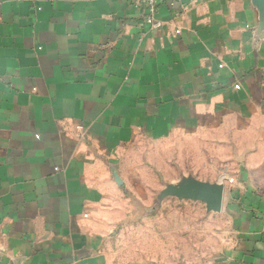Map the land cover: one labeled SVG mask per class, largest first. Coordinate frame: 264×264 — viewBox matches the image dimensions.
<instances>
[{
    "label": "crops",
    "instance_id": "crops-1",
    "mask_svg": "<svg viewBox=\"0 0 264 264\" xmlns=\"http://www.w3.org/2000/svg\"><path fill=\"white\" fill-rule=\"evenodd\" d=\"M148 18L0 0V264H264V0Z\"/></svg>",
    "mask_w": 264,
    "mask_h": 264
},
{
    "label": "water",
    "instance_id": "water-1",
    "mask_svg": "<svg viewBox=\"0 0 264 264\" xmlns=\"http://www.w3.org/2000/svg\"><path fill=\"white\" fill-rule=\"evenodd\" d=\"M192 184L202 186L203 189L199 191H193L191 189ZM185 186L187 187V190L189 191L191 197L201 199L204 202L208 203L212 210L220 211L222 209L224 204V193L222 188H220L219 186H210L208 184L196 181H190L183 186L168 188L163 194H161L159 200H163L172 195H174L175 197V194H181L180 191Z\"/></svg>",
    "mask_w": 264,
    "mask_h": 264
},
{
    "label": "rangeland",
    "instance_id": "rangeland-1",
    "mask_svg": "<svg viewBox=\"0 0 264 264\" xmlns=\"http://www.w3.org/2000/svg\"><path fill=\"white\" fill-rule=\"evenodd\" d=\"M180 192H181V194H179V195L175 194V197H174V195L167 197L169 201L167 202L168 210H165V215L166 214L169 215L171 213L169 205L172 204V201H173V200H171L172 198H175V200H179V201H181L183 203L182 205L179 206V208H185V207H183V205H185V203H187V202H197V201L204 202L201 199H198V198H195V197H191L186 186L183 187ZM174 204H176V202H174Z\"/></svg>",
    "mask_w": 264,
    "mask_h": 264
},
{
    "label": "built area",
    "instance_id": "built-area-1",
    "mask_svg": "<svg viewBox=\"0 0 264 264\" xmlns=\"http://www.w3.org/2000/svg\"><path fill=\"white\" fill-rule=\"evenodd\" d=\"M143 4L147 7L149 11L150 18H148L147 20L148 23L153 24V26H155V24L153 23V18L151 17L156 11L158 0H143Z\"/></svg>",
    "mask_w": 264,
    "mask_h": 264
},
{
    "label": "bare ground",
    "instance_id": "bare-ground-1",
    "mask_svg": "<svg viewBox=\"0 0 264 264\" xmlns=\"http://www.w3.org/2000/svg\"><path fill=\"white\" fill-rule=\"evenodd\" d=\"M191 189H192L193 191H199V190H202L203 187H202V186H198V185H193V184H192Z\"/></svg>",
    "mask_w": 264,
    "mask_h": 264
}]
</instances>
